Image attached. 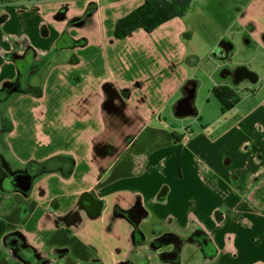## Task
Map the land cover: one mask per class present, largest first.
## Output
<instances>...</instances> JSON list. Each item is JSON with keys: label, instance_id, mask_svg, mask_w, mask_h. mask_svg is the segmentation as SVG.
<instances>
[{"label": "crops", "instance_id": "crops-1", "mask_svg": "<svg viewBox=\"0 0 264 264\" xmlns=\"http://www.w3.org/2000/svg\"><path fill=\"white\" fill-rule=\"evenodd\" d=\"M221 1L232 12L215 46L227 48L215 53L225 79L236 36L264 51V0ZM143 4L0 0V165L43 167L28 194L3 181L26 172L0 170V264H28L15 249L24 245L41 264H264V98L216 137L191 129L185 143L192 127L170 126L165 114L189 82L199 88L187 14L133 33L140 47L114 56L85 32L99 36L107 21L116 30ZM246 81L264 93L259 76L233 78Z\"/></svg>", "mask_w": 264, "mask_h": 264}, {"label": "rangeland", "instance_id": "rangeland-1", "mask_svg": "<svg viewBox=\"0 0 264 264\" xmlns=\"http://www.w3.org/2000/svg\"><path fill=\"white\" fill-rule=\"evenodd\" d=\"M207 2L209 3H205L204 0H193L190 10L184 18L186 25L194 35L191 39L185 38V42L183 41V43L188 49V70L190 75L194 76L196 81L199 83L195 100V107L198 111V116L196 118H177L174 113H166L165 121H167L166 123L168 125H173L178 129L191 126L192 128L186 129L190 130V132L191 129L197 132L198 130L203 129V127H206L208 128V134L210 136L216 137L217 134L221 133L224 127H227L228 124L234 122L233 119L237 114L243 111L247 113L256 107L264 98V93H259L256 91L255 89L258 85H253L248 81L243 82L240 84V86H235L232 77H227L225 79L222 77V71L224 69L216 71L217 63L215 61V53L217 49L215 50V46H217L218 43H222L224 41L222 38L223 28L218 21L226 20L227 17H231L232 12L230 9H227V11L225 10L227 5L221 0H209ZM103 3H105V0H103ZM101 27L104 28V31L102 33V30L99 31V36H97V32H95V29L91 27V25L85 28V32L94 34L93 38H90V44L93 43L94 45H98V48L103 50L107 49L106 51L109 52L110 56L140 47L139 42L142 41L141 39L139 40L132 38L124 41L115 40V27L114 30H111L113 24L109 23V21L101 22ZM161 33L162 32H160V34ZM84 41L85 42L83 43H86V40ZM233 41L235 43L234 51H232L226 64L222 62L226 66L225 69L235 71L241 66V64L246 65V67L259 76L260 83L264 84L263 49L259 47L254 41H250V37L246 36L245 34H239ZM66 42L67 40L64 39L63 44ZM63 47L64 49L66 48L65 46ZM70 47H74V44L71 46V43L67 42V48ZM142 47H149L147 41L143 42ZM75 49L76 48L72 50L74 51ZM68 54L70 57L73 56L72 53ZM25 84L23 85V91H27L28 89V86ZM220 85H230L236 88L246 86L249 87L250 90L243 91L240 89L239 99L242 101L244 100V102L241 105H238L235 109L233 108L231 110H226L212 93L214 87ZM3 138L4 136H0L1 152L5 151ZM27 169L28 167L24 168L12 159H10V162L6 161V164L2 163L0 165V170L2 173L10 170L26 172Z\"/></svg>", "mask_w": 264, "mask_h": 264}, {"label": "trees", "instance_id": "trees-1", "mask_svg": "<svg viewBox=\"0 0 264 264\" xmlns=\"http://www.w3.org/2000/svg\"><path fill=\"white\" fill-rule=\"evenodd\" d=\"M191 4L192 0H144L141 7L117 23L115 38L125 40L139 30L151 34L167 22L175 18H183ZM213 94L226 110L233 109L240 100L238 94L227 87L215 88ZM42 169V166L31 163L27 170L40 173ZM5 231V224L0 223V241ZM138 238L139 234H137ZM15 249H17L18 256L28 264H41L36 259V251L32 247L24 245L21 249L18 247Z\"/></svg>", "mask_w": 264, "mask_h": 264}, {"label": "water", "instance_id": "water-1", "mask_svg": "<svg viewBox=\"0 0 264 264\" xmlns=\"http://www.w3.org/2000/svg\"><path fill=\"white\" fill-rule=\"evenodd\" d=\"M229 74L234 75L235 83H239L245 79H250L252 82L256 83L258 80V76L250 72L247 68H238L234 73L230 72ZM188 84L184 87V90L187 92V94L183 92V98H181L177 102L176 107H175V116L177 118H187V117H197L198 116V112L195 107L197 85L194 83L192 89H190ZM36 175H37V172H32L30 170H27L26 173L24 174H18L16 175V177L11 176L8 179L15 180L16 182V186H13L12 188L16 187L17 189L21 190L23 193L27 194L32 189L33 180L35 179ZM89 200L90 199L87 196H85L83 199L85 203H87ZM130 219L133 222H136V223L138 222V220H136L134 216H131ZM164 240L167 242L171 241V239H169L168 237H164Z\"/></svg>", "mask_w": 264, "mask_h": 264}, {"label": "flooded vegetation", "instance_id": "flooded-vegetation-1", "mask_svg": "<svg viewBox=\"0 0 264 264\" xmlns=\"http://www.w3.org/2000/svg\"><path fill=\"white\" fill-rule=\"evenodd\" d=\"M226 50H227V48H225V46H219L218 48H217V50H216V54H217V56H221L222 57V55L223 54H225V52H226ZM224 73H226V74H229L230 72L228 71V70H226ZM230 76H232V78H234V75L233 74H229ZM235 79V78H234ZM189 88L190 89H192V87H193V85H194V83L193 82H189ZM183 92L185 93V94H187V92L183 89ZM182 98H183V93H182ZM16 177V176H15ZM4 181V184L6 185V186H10V187H13V186H16V182H15V180H10V179H4L3 180Z\"/></svg>", "mask_w": 264, "mask_h": 264}, {"label": "built area", "instance_id": "built-area-1", "mask_svg": "<svg viewBox=\"0 0 264 264\" xmlns=\"http://www.w3.org/2000/svg\"><path fill=\"white\" fill-rule=\"evenodd\" d=\"M190 136H191V132H190V130H186V137H185V139H184V142H185V143H187V142L189 141Z\"/></svg>", "mask_w": 264, "mask_h": 264}]
</instances>
